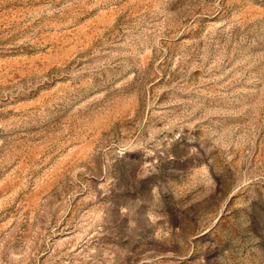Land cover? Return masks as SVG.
I'll use <instances>...</instances> for the list:
<instances>
[{
  "label": "rangeland",
  "instance_id": "obj_1",
  "mask_svg": "<svg viewBox=\"0 0 264 264\" xmlns=\"http://www.w3.org/2000/svg\"><path fill=\"white\" fill-rule=\"evenodd\" d=\"M0 264H264V0H0Z\"/></svg>",
  "mask_w": 264,
  "mask_h": 264
}]
</instances>
